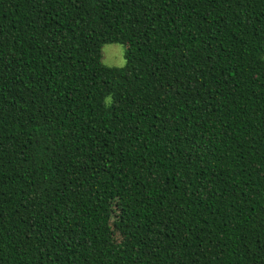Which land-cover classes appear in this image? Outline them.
Here are the masks:
<instances>
[{
  "label": "trees",
  "instance_id": "1",
  "mask_svg": "<svg viewBox=\"0 0 264 264\" xmlns=\"http://www.w3.org/2000/svg\"><path fill=\"white\" fill-rule=\"evenodd\" d=\"M0 264H264V0H0Z\"/></svg>",
  "mask_w": 264,
  "mask_h": 264
},
{
  "label": "rangeland",
  "instance_id": "2",
  "mask_svg": "<svg viewBox=\"0 0 264 264\" xmlns=\"http://www.w3.org/2000/svg\"><path fill=\"white\" fill-rule=\"evenodd\" d=\"M103 62L109 66L123 67L126 65V47L120 43L105 44L102 49Z\"/></svg>",
  "mask_w": 264,
  "mask_h": 264
},
{
  "label": "clouds",
  "instance_id": "3",
  "mask_svg": "<svg viewBox=\"0 0 264 264\" xmlns=\"http://www.w3.org/2000/svg\"><path fill=\"white\" fill-rule=\"evenodd\" d=\"M111 97L109 96L108 99H107V102H106V106H110L111 105Z\"/></svg>",
  "mask_w": 264,
  "mask_h": 264
}]
</instances>
